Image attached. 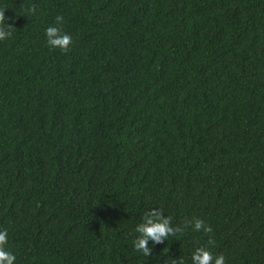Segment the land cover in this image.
Wrapping results in <instances>:
<instances>
[{
    "label": "trees",
    "instance_id": "1",
    "mask_svg": "<svg viewBox=\"0 0 264 264\" xmlns=\"http://www.w3.org/2000/svg\"><path fill=\"white\" fill-rule=\"evenodd\" d=\"M0 10L15 27L0 41V231L15 264H193L201 246L264 264V0ZM53 25L67 52L48 45ZM170 217L182 232L136 250L139 224Z\"/></svg>",
    "mask_w": 264,
    "mask_h": 264
},
{
    "label": "clouds",
    "instance_id": "2",
    "mask_svg": "<svg viewBox=\"0 0 264 264\" xmlns=\"http://www.w3.org/2000/svg\"><path fill=\"white\" fill-rule=\"evenodd\" d=\"M31 11L35 12V6L32 7ZM7 20L14 18L6 17L5 10H0V41H3L12 35V30L15 27L12 24H5ZM57 25L62 24L63 17H56ZM53 25L46 29V37L48 45L53 49H60L63 52H67L72 44V37L70 34L64 32L61 27ZM160 211H154L152 215L157 218L160 217ZM170 219H164L161 222H154L152 218H149L145 224H139L136 231L141 233L140 238L135 241V248L138 251H142L145 255L150 254L148 247V240L151 239L156 243H162L165 238L170 234L175 235L177 232H182V229L172 228L169 226ZM196 231L211 232L212 229L207 226L203 220L196 219L195 221ZM8 232L7 230L0 231V264H15L16 256L6 249ZM214 244L213 240H209V245ZM193 264H225V257L223 255L213 256L210 249L206 246L197 247L192 254ZM173 264H177L173 261ZM183 264V261H180Z\"/></svg>",
    "mask_w": 264,
    "mask_h": 264
}]
</instances>
